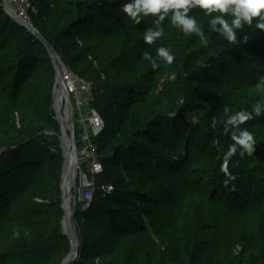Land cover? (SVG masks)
Segmentation results:
<instances>
[{
  "label": "trees",
  "instance_id": "trees-1",
  "mask_svg": "<svg viewBox=\"0 0 264 264\" xmlns=\"http://www.w3.org/2000/svg\"><path fill=\"white\" fill-rule=\"evenodd\" d=\"M132 2L28 0L34 30L64 67L92 84L90 108L104 125L92 139L102 171L89 175L85 169L94 182L92 198L86 209L79 203L74 211L79 259L73 264H223L209 247L198 250L200 243L219 241L221 232L191 234L181 227L185 200L176 191L190 184V174L180 154L193 148L215 155L216 140L230 143L234 131H247L261 141L252 145V155L258 163L254 173L264 176V119L252 113L248 121L229 122L239 111L252 112L247 91L264 92V29L256 27L258 17L251 24L241 20L230 41L219 24L215 30L211 24L220 13L205 15L197 6L187 15L199 33H185L173 25L171 10L163 21L159 14H138L137 22L122 11ZM222 18L230 26L235 19ZM148 30L161 31L151 44L144 39ZM159 48L174 55L172 64L158 55ZM54 86L46 46L0 7V103L22 118V129L11 127L0 143V154L5 150L0 157V251L10 249L15 239L23 242L19 252H2L0 264H52L69 251L57 188L61 157L52 160L56 168L44 169L51 156L46 147L58 154L60 148L57 142L45 145L27 103L31 92L51 102ZM192 117L200 120L199 128ZM74 133L80 148L77 126ZM248 176L237 179L240 187L246 182L247 188L238 190L244 197L251 195ZM221 190L231 192L226 182ZM261 195L248 200L260 223L252 236L236 238L250 252L251 264H264ZM43 226L50 232L37 238L35 231Z\"/></svg>",
  "mask_w": 264,
  "mask_h": 264
},
{
  "label": "rangeland",
  "instance_id": "rangeland-1",
  "mask_svg": "<svg viewBox=\"0 0 264 264\" xmlns=\"http://www.w3.org/2000/svg\"><path fill=\"white\" fill-rule=\"evenodd\" d=\"M0 7H2L3 11L13 20L33 28L28 15V8L24 0H0ZM20 10L25 12V19L20 20L18 18ZM55 59L57 63L59 60L56 56ZM54 89H57V87L54 86ZM247 94L251 96L247 105L251 107L252 113L257 116L253 111V108L259 103L261 112L258 117L264 119V92L249 90L247 91ZM55 101V93L53 94L51 102H47L43 96H40L35 92H31L27 98V103L33 112V120L36 121V124L38 125V131L41 132L40 135L44 138L45 145L57 142L60 148V153L58 154L56 151L46 147V150H48L51 155L48 162L44 165L46 172H50L58 166V162L52 161L53 158L57 159L61 157V165H63L64 162L60 142V137L62 136L61 127L56 119L54 109L56 107ZM61 105L60 116L64 125L68 126L71 124V119H68V116L65 115L67 112L64 111L63 101ZM177 112L182 114L183 108L180 106V108L177 109ZM72 114L74 117L75 131V126H77L75 120L76 117L73 112ZM42 116H47L48 120L43 119ZM189 120L193 127L199 128L201 126V122L197 117H192ZM0 124L3 126V130L0 132L1 143L4 137L7 138L9 136L11 127H15L17 130L22 129V118L19 114H11L6 103H0ZM66 134L67 137L70 138V132L66 131ZM239 134L240 131H234L233 136L235 135L239 137ZM73 136L78 157L76 176L74 184L70 190V212H74L82 200L83 189L81 186V175L85 172V165L83 164L84 160L80 155L81 148H78L76 145L75 133ZM253 138L255 140L254 144H259L261 142L258 138L254 136ZM233 144H235L234 140L228 143L223 139H218L214 142L216 148L215 155L195 153L193 148L190 149V151H184V153L180 154L181 162L184 164V168L188 169L190 174V184L187 187H180L176 191L177 195L183 197L185 200L184 219L181 227L185 232L191 234L201 232V230L221 232V235L218 236L219 241H214L213 244L209 245L200 243L198 245V250L207 249L209 247L215 251L217 260L223 264H251L250 252L242 244L238 243L236 238L243 234L252 236L256 227L260 223V218L255 207L249 205L248 200L250 197L258 199L259 196H262L261 194H264V176L254 173L256 170L255 167L258 166L256 156L252 154L248 155L247 153L241 155L242 147L239 145H237L236 152L228 157L227 171L232 177H234V179H230L229 175H226L225 172L221 170L225 156ZM248 173L250 174V176H248V182H250L251 186V195L249 197H244V195L238 192V190L243 192L242 188H247L246 182L243 181L244 187H240L237 183V179H241L244 174L247 175ZM224 182H226L231 188V192L229 190H221ZM57 188L61 197L60 183ZM62 221L63 217L61 220V231ZM71 224L75 240L79 247L77 231L78 223L73 217L71 218ZM49 232L50 228L43 226L35 231V236L37 238L46 237ZM22 243V241H17L15 239L12 243V247L0 251V254L2 252H19ZM68 253L56 257L52 264H61ZM92 264L109 263L107 260H97Z\"/></svg>",
  "mask_w": 264,
  "mask_h": 264
},
{
  "label": "clouds",
  "instance_id": "clouds-1",
  "mask_svg": "<svg viewBox=\"0 0 264 264\" xmlns=\"http://www.w3.org/2000/svg\"><path fill=\"white\" fill-rule=\"evenodd\" d=\"M197 6L205 10V15L215 12L220 13V15H216L211 20V24L214 30L215 25L219 24L221 26L219 31L224 33L230 41H234L233 28L241 27V20L251 24L253 18L258 17L259 20L256 27L264 29V0H133L132 3L123 5L122 11L131 18H137L138 22L140 16H138V14H143L144 16H148L149 14L156 16L159 14L158 21H163L171 10L173 25L181 26V30L185 33H199L196 21L187 15L189 9ZM224 14H230L235 17V19L231 21V26L222 18ZM160 35L161 31L153 32L148 30L144 35V39L147 43L151 44ZM157 52L167 64H172L175 57L173 54H170L167 49L159 48ZM144 58L148 59L147 54H145ZM155 66L156 65L153 64V67ZM253 111L257 116L260 115L261 110L259 103L254 106ZM252 118V112L242 110L231 117L229 122L235 124L248 121ZM233 140L235 144L230 147L221 166V170L224 171L226 175H229L230 179H234V177L227 171L228 157L236 152L237 145L242 147L241 155L245 153L251 155L253 152L252 145L255 143L253 135L249 134L247 131L240 132L239 137L234 135Z\"/></svg>",
  "mask_w": 264,
  "mask_h": 264
},
{
  "label": "built area",
  "instance_id": "built-area-1",
  "mask_svg": "<svg viewBox=\"0 0 264 264\" xmlns=\"http://www.w3.org/2000/svg\"><path fill=\"white\" fill-rule=\"evenodd\" d=\"M24 1L27 8H29L28 0ZM18 18L20 20L26 18L23 10H20L18 13ZM57 66L65 95L62 100L65 103L66 99L69 100L71 111L75 114L76 124L80 130V155L83 157V164L89 175L98 174L102 171V167L95 154V145L92 143V139L100 134L104 125L97 111L90 108V102L92 100V84L77 77L59 61L57 62ZM81 176L83 194L80 203L82 209H86L92 198L94 182L92 179H88L86 174H82ZM106 190L109 192L111 191V188L106 187Z\"/></svg>",
  "mask_w": 264,
  "mask_h": 264
},
{
  "label": "water",
  "instance_id": "water-1",
  "mask_svg": "<svg viewBox=\"0 0 264 264\" xmlns=\"http://www.w3.org/2000/svg\"><path fill=\"white\" fill-rule=\"evenodd\" d=\"M17 22V21H16ZM17 24H19L21 27H23L24 29H26L30 34H32L33 36L37 37L44 46H46L48 54L52 60V63L54 65V70H55V74H56V80H55V86L57 87V89H54V93L56 94V100L62 101V99L64 98V90H63V86H62V82H61V78L58 72V66L56 63V59H55V55L53 53V51L47 47V45L44 43V41L42 40V38L38 35V33L34 30L29 28L28 26H25L22 23L17 22ZM66 104L67 106L70 108V119H71V124H70V139H71V144H72V149L73 151H76L75 149V145H74V117L71 111V104L69 102L68 99H66ZM55 109V113H56V119L61 127V116H60V107L59 108H54ZM61 134L63 136V131L61 128ZM62 136L60 137V142H61V149L63 151V157H64V162L62 165V173H61V181H60V191H61V210L63 211V221H62V234L64 237H66L70 243V251L68 253V255L66 256V258L62 261L61 264H73L75 263L78 259V243L75 240L74 234H73V229H72V224H71V218L74 216V212H72L71 216H67L66 212H65V193H64V182H65V177H66V173H67V169H68V163L70 161V156H69V152H66L63 144H62ZM5 152V150L1 151L0 157L2 156V154ZM68 195H70V191L68 193Z\"/></svg>",
  "mask_w": 264,
  "mask_h": 264
},
{
  "label": "bare ground",
  "instance_id": "bare-ground-1",
  "mask_svg": "<svg viewBox=\"0 0 264 264\" xmlns=\"http://www.w3.org/2000/svg\"><path fill=\"white\" fill-rule=\"evenodd\" d=\"M29 28H31V27H29ZM31 29H34V28H31ZM62 101H59V100L55 101L56 108H59V107L61 108ZM64 111L67 112V114L65 113V115H67L68 119H70V110H69V108L65 102H64ZM64 126L65 125L63 123V120L61 119V128L63 131L62 144H63L66 152H69V156H70V161L68 163V169H67V173H66V177H65L64 186H63L64 193H65V212H66L67 216L69 217V216H71L72 212H70V210H69L71 194L68 195V193L74 184V180H75V176H76L78 153H77V151H73L71 139L69 137H67V134H66V131L69 132V130H70V124L68 126H65V127Z\"/></svg>",
  "mask_w": 264,
  "mask_h": 264
}]
</instances>
